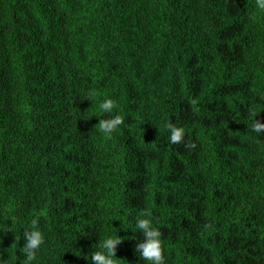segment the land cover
<instances>
[{"label": "trees", "instance_id": "obj_1", "mask_svg": "<svg viewBox=\"0 0 264 264\" xmlns=\"http://www.w3.org/2000/svg\"><path fill=\"white\" fill-rule=\"evenodd\" d=\"M117 114L124 123L102 134ZM256 120V0H0L3 260L23 264L36 219L34 264H91L109 235L123 240L117 264H146L135 222L148 218L164 264H264Z\"/></svg>", "mask_w": 264, "mask_h": 264}, {"label": "clouds", "instance_id": "obj_2", "mask_svg": "<svg viewBox=\"0 0 264 264\" xmlns=\"http://www.w3.org/2000/svg\"><path fill=\"white\" fill-rule=\"evenodd\" d=\"M256 6L264 10V0H256ZM100 109L104 113H111L115 108V103L111 98L103 99L99 104ZM124 123L120 115H115L109 119H100V132L106 136H111L112 133ZM170 132V142L176 144L183 138L184 132L181 128L168 126ZM253 131L256 133H264V123L257 120L254 123ZM143 215V214H142ZM135 227L142 233L143 240L136 244L135 253L138 258L146 262V264H164V254L162 249L161 232L153 226L152 221L148 218H139L135 222ZM25 245L19 249L26 259L22 260L23 264H34L37 259V253L45 242V237L39 228L38 221L32 219L30 229L24 232ZM135 239V237H133ZM123 242L122 238H114L112 235L107 236L94 248H99V251H93L91 254V264H117L120 259L116 258L117 246ZM16 244H13L14 248ZM0 264H9V261L3 260V254L0 253Z\"/></svg>", "mask_w": 264, "mask_h": 264}]
</instances>
